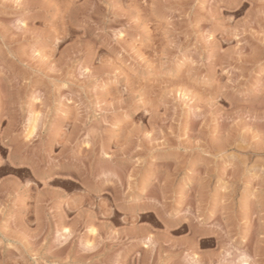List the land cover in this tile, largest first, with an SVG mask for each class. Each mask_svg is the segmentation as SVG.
<instances>
[{
	"label": "rangeland",
	"instance_id": "374dc122",
	"mask_svg": "<svg viewBox=\"0 0 264 264\" xmlns=\"http://www.w3.org/2000/svg\"><path fill=\"white\" fill-rule=\"evenodd\" d=\"M0 264H264V0H0Z\"/></svg>",
	"mask_w": 264,
	"mask_h": 264
},
{
	"label": "crops",
	"instance_id": "0c3cea01",
	"mask_svg": "<svg viewBox=\"0 0 264 264\" xmlns=\"http://www.w3.org/2000/svg\"><path fill=\"white\" fill-rule=\"evenodd\" d=\"M76 217H73V219H75Z\"/></svg>",
	"mask_w": 264,
	"mask_h": 264
}]
</instances>
